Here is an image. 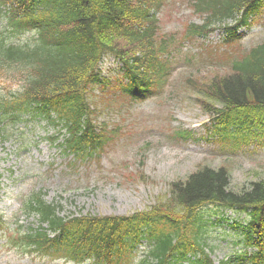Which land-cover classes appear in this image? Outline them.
<instances>
[{
	"label": "trees",
	"instance_id": "16d2710c",
	"mask_svg": "<svg viewBox=\"0 0 264 264\" xmlns=\"http://www.w3.org/2000/svg\"><path fill=\"white\" fill-rule=\"evenodd\" d=\"M5 1L13 0H0V6ZM162 2L58 0L38 16L40 9L32 10L29 15L28 7L21 8L22 0H17L21 10L18 15L16 7H11L13 16L5 19L7 30L13 35L28 31L36 36L30 40H38L36 44L17 45L13 35L0 36V66L10 68L7 65L17 62L27 66L32 76L30 87L14 102L18 109H22L21 105L27 108L36 99L49 103L72 133L68 139L70 149L84 136L94 134L86 118L87 93L90 86L105 83L96 66L108 50H119L121 40L133 47L137 44L146 48L143 54L124 57L129 81L121 86L123 94L143 91L149 83L144 78L150 76V70L166 78L168 62L162 61L160 55L170 48L166 42H160L158 17L151 12ZM192 3L204 14V21L192 26L189 35L207 34L216 22H223L226 17L244 22L246 14L249 16L264 7V0H192ZM233 29L226 27L228 37ZM247 57L243 63H236L230 73L214 79L209 85L210 92L227 108L243 109V122L264 128V42L253 56ZM1 103L7 105L9 101ZM172 187L174 202L184 204L187 210L182 223H175L169 213L161 212L118 219L83 217L66 221L57 217L54 209L46 208V219L56 234L49 237L46 232L38 231L24 238L33 249L76 264H180L190 261L194 254H199L204 258L203 264H208L205 249L211 246L204 229L209 220L203 214L206 204H213L218 211L229 208L247 214L242 223L234 222L242 229L237 236L238 254L221 264L234 261L259 264L264 259V180L233 188L227 169L203 167ZM118 222L122 224L119 227ZM141 245H145L146 251L139 257ZM249 247L257 251H248ZM197 262L200 260L191 263Z\"/></svg>",
	"mask_w": 264,
	"mask_h": 264
},
{
	"label": "rangeland",
	"instance_id": "374dc122",
	"mask_svg": "<svg viewBox=\"0 0 264 264\" xmlns=\"http://www.w3.org/2000/svg\"><path fill=\"white\" fill-rule=\"evenodd\" d=\"M159 15L160 33L168 35L176 46L173 56L167 53L162 57L169 63L166 85L161 94L142 102L128 101L99 88L93 90V119L108 137L96 158L80 168L67 169L66 160L49 138L50 127L36 122L30 123L33 127H28V122L12 123L6 132L9 138L0 137V264H72L25 253L18 246L17 219L35 192L47 194L46 199L62 205L61 215L89 211L129 214L160 206L169 199L172 181L185 179L203 166L227 169L233 188L264 180V139L263 143L252 141L230 151L205 137L214 138L207 130L212 116L206 111L208 103L219 106L208 98L210 93L205 87L214 77L227 74L222 64L259 44L264 37V10L253 20L249 34L231 46H224L222 34L217 32L207 38H184L188 25L201 22L189 0H167ZM120 45L121 56L141 52L137 44L133 47L126 40H121ZM229 49L235 53L230 55ZM113 60H105L104 74L114 76ZM22 76H0V93L21 87ZM178 127L192 129L194 138H181ZM15 134L19 136L14 138ZM36 136L42 137L38 146L33 145L32 138ZM25 223L24 227L33 226L36 217L28 216ZM225 254L226 249L218 247L211 258L217 264Z\"/></svg>",
	"mask_w": 264,
	"mask_h": 264
}]
</instances>
